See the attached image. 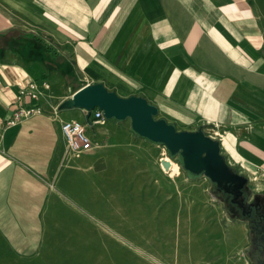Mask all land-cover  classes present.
Returning a JSON list of instances; mask_svg holds the SVG:
<instances>
[{"label":"crops","instance_id":"1","mask_svg":"<svg viewBox=\"0 0 264 264\" xmlns=\"http://www.w3.org/2000/svg\"><path fill=\"white\" fill-rule=\"evenodd\" d=\"M30 80L39 97L21 102L41 111L4 126ZM92 83L142 96L176 130L200 128L239 174L264 168V0H0V231L48 228L76 180L103 188L105 154L91 146L74 158L59 130L76 120L89 136L123 140L112 121L60 107Z\"/></svg>","mask_w":264,"mask_h":264},{"label":"rangeland","instance_id":"2","mask_svg":"<svg viewBox=\"0 0 264 264\" xmlns=\"http://www.w3.org/2000/svg\"><path fill=\"white\" fill-rule=\"evenodd\" d=\"M108 120L123 140L90 135L91 156L107 158L103 188L92 189L91 177L76 180L48 228L0 231V264H264V244L258 251L248 219L226 206L208 177L187 176L178 155L135 133L129 118ZM99 141L140 150H101ZM243 175L246 202L257 198L264 209L254 171Z\"/></svg>","mask_w":264,"mask_h":264},{"label":"water","instance_id":"3","mask_svg":"<svg viewBox=\"0 0 264 264\" xmlns=\"http://www.w3.org/2000/svg\"><path fill=\"white\" fill-rule=\"evenodd\" d=\"M60 107H80L87 113L99 108L104 118L122 120L129 118L130 128L138 135L165 146L171 156L178 155L182 168L190 177L205 175L212 190L230 209L238 210L248 219V225L257 237V250L264 244V209L254 198L247 203V178L225 162L219 153L218 142L198 128L194 131L176 130L164 118H156L157 107L139 95L119 96L102 83H92L74 91ZM187 159V160H186ZM258 255V252L255 253Z\"/></svg>","mask_w":264,"mask_h":264},{"label":"built area","instance_id":"4","mask_svg":"<svg viewBox=\"0 0 264 264\" xmlns=\"http://www.w3.org/2000/svg\"><path fill=\"white\" fill-rule=\"evenodd\" d=\"M35 82L34 80H30L18 89L16 101L10 105L11 117L4 121V126L14 124L20 117L32 116L41 111L40 106L37 104L24 105L21 102L25 96L34 101L38 99L39 95ZM44 86L46 87V85ZM89 118L92 123L104 119L102 111L99 108L92 109ZM59 130L68 149L72 153H83L91 148V138L86 131L85 124L76 120H63L60 122ZM253 179L256 181V183L254 181L255 190L261 191L264 194V168H259ZM257 184H261L260 187H257Z\"/></svg>","mask_w":264,"mask_h":264},{"label":"trees","instance_id":"5","mask_svg":"<svg viewBox=\"0 0 264 264\" xmlns=\"http://www.w3.org/2000/svg\"><path fill=\"white\" fill-rule=\"evenodd\" d=\"M30 36H33V35H30ZM35 40H38V41H41V39L40 38H38V37H33ZM43 50L44 51H46L47 53L48 52H50V50H51V48H50V46L49 45H47L45 42H43ZM55 61H60L59 60V57H57L55 54H53L52 53V58L51 59H47V60H45V62L46 63H50L51 65L52 64H55ZM60 70V73L61 74H65V75H67L68 73L67 72H65L66 70H62V69H59Z\"/></svg>","mask_w":264,"mask_h":264},{"label":"bare ground","instance_id":"6","mask_svg":"<svg viewBox=\"0 0 264 264\" xmlns=\"http://www.w3.org/2000/svg\"><path fill=\"white\" fill-rule=\"evenodd\" d=\"M187 160V159H186Z\"/></svg>","mask_w":264,"mask_h":264}]
</instances>
